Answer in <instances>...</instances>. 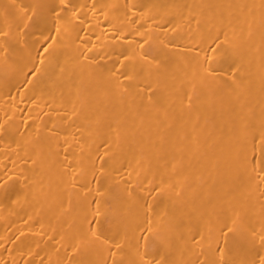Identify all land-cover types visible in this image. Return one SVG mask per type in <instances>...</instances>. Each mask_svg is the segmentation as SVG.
I'll return each mask as SVG.
<instances>
[{
  "label": "bare ground",
  "instance_id": "obj_1",
  "mask_svg": "<svg viewBox=\"0 0 264 264\" xmlns=\"http://www.w3.org/2000/svg\"><path fill=\"white\" fill-rule=\"evenodd\" d=\"M0 264H264V0H0Z\"/></svg>",
  "mask_w": 264,
  "mask_h": 264
}]
</instances>
